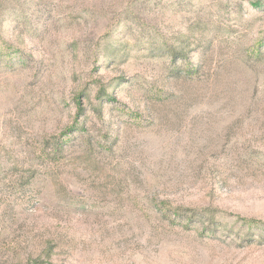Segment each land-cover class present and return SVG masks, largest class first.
<instances>
[{
    "label": "rangeland",
    "instance_id": "obj_1",
    "mask_svg": "<svg viewBox=\"0 0 264 264\" xmlns=\"http://www.w3.org/2000/svg\"><path fill=\"white\" fill-rule=\"evenodd\" d=\"M0 264H264V0H0Z\"/></svg>",
    "mask_w": 264,
    "mask_h": 264
},
{
    "label": "trees",
    "instance_id": "obj_2",
    "mask_svg": "<svg viewBox=\"0 0 264 264\" xmlns=\"http://www.w3.org/2000/svg\"><path fill=\"white\" fill-rule=\"evenodd\" d=\"M180 214V216H182L183 214H184V212H182V210H180V212H179ZM196 214H194L193 216H195Z\"/></svg>",
    "mask_w": 264,
    "mask_h": 264
}]
</instances>
